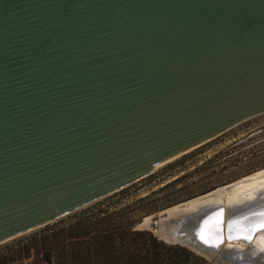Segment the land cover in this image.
<instances>
[{
  "label": "water",
  "instance_id": "obj_1",
  "mask_svg": "<svg viewBox=\"0 0 264 264\" xmlns=\"http://www.w3.org/2000/svg\"><path fill=\"white\" fill-rule=\"evenodd\" d=\"M263 114L264 0H0V245ZM168 212L165 244L264 264V197Z\"/></svg>",
  "mask_w": 264,
  "mask_h": 264
},
{
  "label": "rangeland",
  "instance_id": "obj_2",
  "mask_svg": "<svg viewBox=\"0 0 264 264\" xmlns=\"http://www.w3.org/2000/svg\"><path fill=\"white\" fill-rule=\"evenodd\" d=\"M262 170L264 114L162 165L150 176L120 192L65 216L51 225L1 244L0 253L26 243L44 231L68 226L78 218L100 210L113 214L122 212V217L119 218L118 215L119 219L114 221L115 225L129 226L131 231L153 235L150 230L142 227L145 220H159L164 216V211L238 183ZM205 261L212 264L207 259ZM16 264H34V260Z\"/></svg>",
  "mask_w": 264,
  "mask_h": 264
},
{
  "label": "trees",
  "instance_id": "obj_3",
  "mask_svg": "<svg viewBox=\"0 0 264 264\" xmlns=\"http://www.w3.org/2000/svg\"><path fill=\"white\" fill-rule=\"evenodd\" d=\"M121 214L100 210L72 224L44 231L0 253V264H207L191 251L155 236L115 225Z\"/></svg>",
  "mask_w": 264,
  "mask_h": 264
},
{
  "label": "bare ground",
  "instance_id": "obj_4",
  "mask_svg": "<svg viewBox=\"0 0 264 264\" xmlns=\"http://www.w3.org/2000/svg\"><path fill=\"white\" fill-rule=\"evenodd\" d=\"M264 197V170L230 186L218 189L206 196L192 200L182 206L175 207L169 210L168 213H175L173 216L184 215L187 212H195L203 206L220 205L225 213V219H228V212L236 206H245L247 203H252L258 198ZM183 206L185 208H183ZM178 212V213H176ZM150 219L145 220L142 227L147 228ZM178 225L163 224L160 228L158 237L167 241H173L177 236ZM258 246L264 250V234L256 240ZM224 244V248L227 246ZM239 247H242L240 245Z\"/></svg>",
  "mask_w": 264,
  "mask_h": 264
}]
</instances>
